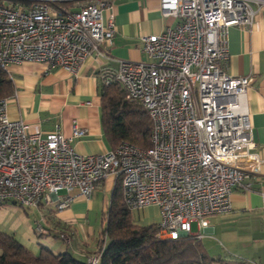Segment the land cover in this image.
I'll return each mask as SVG.
<instances>
[{"label":"built area","instance_id":"1","mask_svg":"<svg viewBox=\"0 0 264 264\" xmlns=\"http://www.w3.org/2000/svg\"><path fill=\"white\" fill-rule=\"evenodd\" d=\"M36 1L31 8L0 4V67L36 61L47 65L46 73H76L90 56L110 57L113 0H75L55 15L48 3L57 0ZM262 7L264 0H160L162 15L177 24L142 35L147 60H120L118 69L103 74L105 83L118 82L126 99L150 115L149 147L123 141L81 155L73 142L87 128L75 124L70 136L59 130L43 135L23 119H11L8 97L0 98V204L56 202L62 210L74 200L72 190L90 199L111 177L131 211L159 209V238L197 236L193 222L203 228L210 216L230 212L233 191L251 188L261 160L246 97L250 78L223 66L231 27L250 30ZM62 190L67 194L59 195ZM98 261L99 254L87 258L88 264Z\"/></svg>","mask_w":264,"mask_h":264},{"label":"crops","instance_id":"2","mask_svg":"<svg viewBox=\"0 0 264 264\" xmlns=\"http://www.w3.org/2000/svg\"><path fill=\"white\" fill-rule=\"evenodd\" d=\"M109 12L115 15L116 22L109 58L90 56L76 73L62 68L46 73L47 65L36 61L14 63L8 68L14 85L8 97V116L23 119L33 131L43 135L59 130L70 136L75 124L87 128V133L73 142L75 151L81 155L112 149L102 126L101 88L105 70L115 71L120 60H147L142 51V35L160 33L178 22L175 17L162 15L160 0H113ZM229 52L224 70L233 76L250 78L246 97L257 144L254 152L261 160L260 171L252 174L250 189L238 186L233 191L230 212L210 216L209 224L203 228L193 222L192 232L214 257L242 258L264 264V7L254 16L250 30L231 27ZM114 189L111 177L102 182L90 199L74 189L70 192L74 200L62 210L56 202L28 207L32 215H27L23 236L14 229L3 231L15 235L34 253L45 245L55 252H70L86 259L95 253L101 240L100 233L97 243L88 242L87 236L95 232L94 226L89 225V229L86 226L90 212L96 209L100 197L104 201L110 194L111 199ZM66 194V191L59 193ZM132 212L134 219L145 225L157 224L160 220L159 209L154 205ZM38 225L43 232L37 229ZM61 235H67L70 240L65 241ZM22 237L32 241L33 246ZM74 238L80 241L74 243Z\"/></svg>","mask_w":264,"mask_h":264},{"label":"trees","instance_id":"3","mask_svg":"<svg viewBox=\"0 0 264 264\" xmlns=\"http://www.w3.org/2000/svg\"><path fill=\"white\" fill-rule=\"evenodd\" d=\"M73 8L75 0H63ZM13 6L31 8L36 0H8ZM0 0V4H5ZM14 91L10 73L0 67V98ZM102 126L112 148L123 141L141 147L151 145L153 122L138 102L126 99L118 82L103 83ZM1 205V204H0ZM157 224L145 225L134 219L125 204L117 183L107 208L106 226L98 249V264H250L242 258L225 259L209 254L199 237L181 236L178 239L159 238ZM93 255V254H92ZM88 258V257H87ZM86 259L70 252H55L42 245L38 254L15 235L0 231V264H88Z\"/></svg>","mask_w":264,"mask_h":264},{"label":"rangeland","instance_id":"4","mask_svg":"<svg viewBox=\"0 0 264 264\" xmlns=\"http://www.w3.org/2000/svg\"><path fill=\"white\" fill-rule=\"evenodd\" d=\"M7 3L8 0H5ZM56 4V5H55ZM49 2V11L52 15H55L58 13L59 7L66 6L64 1L57 0L56 3ZM63 191H60L59 193H62ZM110 199V194L107 195L106 199L101 200V197L99 198L98 202L96 203V209L93 212H90L89 222H87L86 227L89 229V225L94 226V234H90L87 236L88 242L90 244H94L98 242V236L101 233V237L104 235L102 232L106 226V217H107V208L108 203ZM31 209L28 207L21 206L19 204H16L14 202L8 201L4 204L0 205V231L6 230V231H12L13 229L18 233V235L21 237L23 236V230L24 226L26 224V221L28 219L27 215H32ZM132 215H135L134 212H132ZM194 229V226H193ZM39 239L42 238V236H36ZM26 243L31 244L33 246V242L27 239L26 237H22ZM42 240V239H41ZM80 240L78 238H74L73 242H79ZM62 245H65L63 242H61ZM55 248V247H54ZM39 252H35V254H38Z\"/></svg>","mask_w":264,"mask_h":264}]
</instances>
